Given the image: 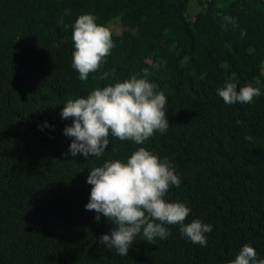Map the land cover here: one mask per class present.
I'll return each instance as SVG.
<instances>
[{
    "label": "trees",
    "instance_id": "trees-1",
    "mask_svg": "<svg viewBox=\"0 0 264 264\" xmlns=\"http://www.w3.org/2000/svg\"><path fill=\"white\" fill-rule=\"evenodd\" d=\"M192 1L0 0V264H229L245 244L264 259V0H194V17ZM82 14L124 28L86 82L72 67ZM232 73L238 90L259 77L261 95L225 104ZM132 75L164 93L167 132L143 145L110 135L102 157H73L64 104ZM139 147L171 162L181 184L165 199L191 209L184 223L212 225L207 246L179 225L136 236L127 256L99 242L118 226L85 208L91 168Z\"/></svg>",
    "mask_w": 264,
    "mask_h": 264
},
{
    "label": "clouds",
    "instance_id": "clouds-1",
    "mask_svg": "<svg viewBox=\"0 0 264 264\" xmlns=\"http://www.w3.org/2000/svg\"><path fill=\"white\" fill-rule=\"evenodd\" d=\"M226 23L235 24L232 17H224ZM74 52L72 67L79 79L86 82L90 73L98 71L105 57L115 47L112 32L96 22L92 14H82L75 21L72 31ZM147 76V70H144ZM261 76H264L262 66ZM105 73L102 79H106ZM236 74L217 88V95L227 105L251 103L261 95V80L237 88L233 81ZM155 85L145 78L132 75L123 82L97 87L86 97L69 99L60 113L63 120L72 123L64 129V135L74 138L69 153L75 157H102L108 149L111 135L120 141L143 145L155 133L165 134L170 126L167 118V99L163 92H156ZM251 140V136H246ZM116 151L115 148L112 149ZM68 154L66 153L65 156ZM87 183L92 186L89 203L85 208L102 214L118 226L111 235L104 234L100 243L117 254L127 256L135 237L142 234L151 243L156 238L169 235L165 225H179L181 234L193 244L207 246L206 233L212 225L194 219L184 223L191 209L182 202H167L171 186L179 187L181 178L167 157L161 159L145 147L137 148L126 158L109 159L102 166L91 168ZM96 220H100L97 215ZM229 264H264L256 250L245 244Z\"/></svg>",
    "mask_w": 264,
    "mask_h": 264
},
{
    "label": "rangeland",
    "instance_id": "rangeland-1",
    "mask_svg": "<svg viewBox=\"0 0 264 264\" xmlns=\"http://www.w3.org/2000/svg\"><path fill=\"white\" fill-rule=\"evenodd\" d=\"M198 12V7L196 5V3L194 2V0L191 2V5H190V13L191 15L194 17L195 16V13ZM110 31L114 34H117V35H121L124 31V28L121 26L120 22L118 21V19L116 20H113L109 23L108 25ZM264 66V62H263V65Z\"/></svg>",
    "mask_w": 264,
    "mask_h": 264
}]
</instances>
